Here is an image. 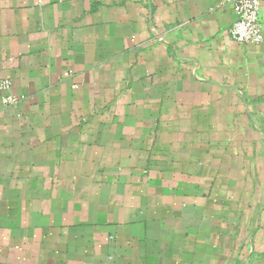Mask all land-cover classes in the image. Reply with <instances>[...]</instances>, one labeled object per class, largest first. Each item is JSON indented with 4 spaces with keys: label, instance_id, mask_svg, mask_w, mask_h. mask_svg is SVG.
<instances>
[{
    "label": "crops",
    "instance_id": "0c3cea01",
    "mask_svg": "<svg viewBox=\"0 0 264 264\" xmlns=\"http://www.w3.org/2000/svg\"><path fill=\"white\" fill-rule=\"evenodd\" d=\"M234 21L0 0V264H264V39Z\"/></svg>",
    "mask_w": 264,
    "mask_h": 264
},
{
    "label": "built area",
    "instance_id": "2783aa9c",
    "mask_svg": "<svg viewBox=\"0 0 264 264\" xmlns=\"http://www.w3.org/2000/svg\"><path fill=\"white\" fill-rule=\"evenodd\" d=\"M229 5L235 15V21L229 29L231 39L239 44H261L263 42V31L259 22L260 0H222ZM9 83L1 84V90H9ZM17 97L7 95L4 102L14 105Z\"/></svg>",
    "mask_w": 264,
    "mask_h": 264
}]
</instances>
